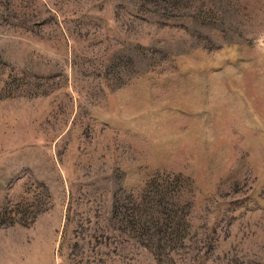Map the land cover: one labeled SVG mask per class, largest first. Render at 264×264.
Returning a JSON list of instances; mask_svg holds the SVG:
<instances>
[{"label": "rangeland", "instance_id": "374dc122", "mask_svg": "<svg viewBox=\"0 0 264 264\" xmlns=\"http://www.w3.org/2000/svg\"><path fill=\"white\" fill-rule=\"evenodd\" d=\"M168 1L0 0V264H264V0Z\"/></svg>", "mask_w": 264, "mask_h": 264}, {"label": "trees", "instance_id": "16d2710c", "mask_svg": "<svg viewBox=\"0 0 264 264\" xmlns=\"http://www.w3.org/2000/svg\"><path fill=\"white\" fill-rule=\"evenodd\" d=\"M147 1H150V0H147ZM212 1H214V2H216V0H212ZM239 3H241V4H247L248 3V1H251V0H237ZM209 3H210V0L208 1ZM168 3H169V6H170V8L169 9H171L172 11H175V9H177L179 6H174L176 3H174V5H173V2H172V0H169L168 1ZM218 3H219V0H218ZM220 4V3H219ZM208 5V4H207ZM206 5V6H207ZM184 8H186V3L184 4ZM209 9H207L206 10V15L207 14H214V15H219V17L220 18H222V15L224 14V10L222 9V7H220V6H217L216 5V3H210V6L208 7ZM176 11H179V10H176ZM149 12H152V14H156V13H160L159 11H156V12H154V11H149ZM163 15L164 16H166L165 14H164V12H163Z\"/></svg>", "mask_w": 264, "mask_h": 264}]
</instances>
